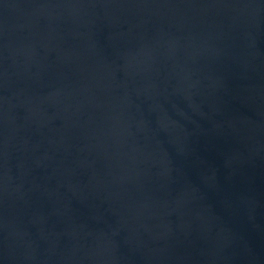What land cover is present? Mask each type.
I'll list each match as a JSON object with an SVG mask.
<instances>
[{"label": "water", "instance_id": "water-1", "mask_svg": "<svg viewBox=\"0 0 264 264\" xmlns=\"http://www.w3.org/2000/svg\"><path fill=\"white\" fill-rule=\"evenodd\" d=\"M0 264H264V0H0Z\"/></svg>", "mask_w": 264, "mask_h": 264}]
</instances>
